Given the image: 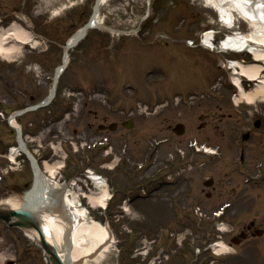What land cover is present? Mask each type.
<instances>
[{
  "label": "rangeland",
  "instance_id": "1",
  "mask_svg": "<svg viewBox=\"0 0 264 264\" xmlns=\"http://www.w3.org/2000/svg\"><path fill=\"white\" fill-rule=\"evenodd\" d=\"M96 4L0 0V30L15 23L37 42L11 60L0 58V112L12 114L47 99L65 47L90 21ZM100 18L103 28L89 30L70 51L53 103L19 118L43 172L44 163H63L68 156L53 178L60 188L87 168L108 180V209L91 210L84 200L83 206L90 209L89 220L108 226L114 242L101 261L88 263L264 264V101L236 104L230 72L221 68L224 59L252 63V56L187 45L207 30L222 31L218 43L226 33L252 28L240 19L232 29L222 27L218 11L205 0H107ZM255 87L245 83L246 91ZM178 95L183 102L175 105ZM138 103L151 112L137 109ZM133 108L131 116L124 114ZM1 120L0 169L10 164L5 156L17 143ZM257 120L263 122L260 129L254 127ZM130 121L134 127H124ZM180 123L186 131L178 136ZM247 132L251 138L243 141ZM196 144L214 153L198 152ZM114 158L118 166L111 170ZM22 161L19 177L28 187L4 194L0 181V201L25 196L33 186L31 163L25 155ZM210 180L214 185L206 187ZM243 232L247 240L233 245ZM214 242H224L228 253L214 254ZM11 263L50 261L25 231L0 221V264Z\"/></svg>",
  "mask_w": 264,
  "mask_h": 264
},
{
  "label": "bare ground",
  "instance_id": "2",
  "mask_svg": "<svg viewBox=\"0 0 264 264\" xmlns=\"http://www.w3.org/2000/svg\"><path fill=\"white\" fill-rule=\"evenodd\" d=\"M208 6L221 12L222 16L230 23L236 22V17L240 16L246 20L253 31L240 39L232 38L222 44V49L249 50L255 63L244 65L240 62L231 63L235 68L231 78L234 85L240 93L236 102L245 101L247 104H254L258 100L264 101V0H205ZM107 3V0H99L89 29L103 28V21L100 18V8ZM235 13V15H234ZM84 26L73 35L68 45L73 46L77 37L84 36ZM31 35L22 29L18 24H13L8 29L0 30V58L11 60L23 53L24 45L33 43ZM34 45L37 44L35 41ZM71 49H65L63 58V68L59 71V78L66 70ZM263 63V65H261ZM246 76L249 81L257 82V85L251 91H246L242 84V77ZM11 125L16 127V122L12 120ZM17 150V148H16ZM20 150L26 151L24 147ZM59 150H61L59 148ZM18 151V150H17ZM208 153L213 151L206 149ZM13 158V157H11ZM63 163L50 165L45 163V171L35 165L36 187L25 196H14L0 201V211L10 209L26 208L38 218L40 226L45 233L49 243L56 246L62 259L69 264H89L91 260L98 263L109 252L111 244L114 242L108 226L102 225L97 221L89 220L87 210L77 208L76 200L78 192L72 191V199L64 196V188H60L53 181L58 170ZM49 174V176L46 175ZM98 193L91 192L86 194L90 204L93 207L105 208L110 200V193L107 187L99 189ZM127 210H129L126 207ZM28 236L39 241V233L36 230H30ZM223 248L217 252L225 250L228 253L229 247L220 244ZM216 249V248H215Z\"/></svg>",
  "mask_w": 264,
  "mask_h": 264
},
{
  "label": "water",
  "instance_id": "3",
  "mask_svg": "<svg viewBox=\"0 0 264 264\" xmlns=\"http://www.w3.org/2000/svg\"><path fill=\"white\" fill-rule=\"evenodd\" d=\"M50 101L51 98L48 100L46 104H48ZM25 111L27 112L29 111V109ZM256 126L259 127L260 123L259 122L256 123ZM176 132L178 134H182L184 132V126L179 125L176 129ZM249 137L250 136L247 134L244 136V139L247 140L249 139ZM211 184L212 181L210 183H207L206 185L210 186ZM0 220L5 222L11 228H20L27 232H29L30 230H36L39 233L38 242L40 246L45 250V252L49 255L51 264H69L67 261L62 259L56 246L48 242L45 233L40 226V222L38 218L35 216L34 213L31 212V210L26 208H21V209H10L8 211H0ZM243 237L245 236L243 235ZM235 243L238 244L239 241L236 240Z\"/></svg>",
  "mask_w": 264,
  "mask_h": 264
},
{
  "label": "flooded vegetation",
  "instance_id": "4",
  "mask_svg": "<svg viewBox=\"0 0 264 264\" xmlns=\"http://www.w3.org/2000/svg\"><path fill=\"white\" fill-rule=\"evenodd\" d=\"M8 134L13 135L14 131L11 129V131H8ZM2 168L4 170L7 169V176L3 178V181H5L4 188L2 189L4 194L6 193L19 194L23 192L24 187L28 186V184L27 182L23 181V179L19 177L20 173L18 171V167H14L11 164H7V165H4V167L2 166ZM176 186H179L178 190H180L182 187L181 184L176 185ZM255 226L256 224L252 223L250 227L248 228V231L249 232L253 231ZM155 242H157V239L155 240ZM161 253H164V250H162ZM157 258L158 257H152L151 260L153 259L156 260Z\"/></svg>",
  "mask_w": 264,
  "mask_h": 264
}]
</instances>
